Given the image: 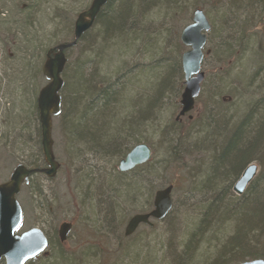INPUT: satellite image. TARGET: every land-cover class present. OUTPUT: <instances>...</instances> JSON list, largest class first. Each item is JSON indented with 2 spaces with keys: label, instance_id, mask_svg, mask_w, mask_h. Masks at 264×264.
Listing matches in <instances>:
<instances>
[{
  "label": "rangeland",
  "instance_id": "1",
  "mask_svg": "<svg viewBox=\"0 0 264 264\" xmlns=\"http://www.w3.org/2000/svg\"><path fill=\"white\" fill-rule=\"evenodd\" d=\"M26 1L35 5L34 17L36 23L40 21V36L43 38L42 44L46 46L72 38L70 29V34L66 36L68 28H64L70 23L73 28L77 14L86 9L91 0H0V12L6 16L0 14L2 21L7 23L8 20L17 19L15 6L24 7ZM231 2L232 0H192L190 4L182 3L177 9L178 13L174 15H168L163 10L150 14L142 26L151 31V39H141L130 45L124 43L120 45L121 48L117 46L116 40L104 39L97 33L98 27H92L93 34H89L88 40L85 39L81 45L66 51L67 63L62 79L64 82L69 78L72 80L74 70L79 69L77 74L86 75L90 83L96 80L115 83L119 80V103L125 97L131 98L132 104L135 100L145 102L147 96L142 87L158 90L162 85V76L158 73L162 61L173 58L181 63L180 56L188 47L180 42L179 35L182 28L191 22L193 10L199 8L211 25L203 48L201 71L204 72V78L200 93L195 98L194 109L190 112L191 118L186 115L181 121H177L180 137L186 136V142H195L199 137L197 126L208 111H216V100L224 106L235 104L232 106V110H235L244 102H256L262 95V74L257 71L261 62H258L257 54L260 57L263 54L264 58V52L261 53V50L264 51V6L257 10L254 8L255 13L247 15L250 13L249 9L244 11L247 14L235 12ZM20 13L21 10L18 15ZM167 33L171 34L170 37H167ZM158 34L162 36L159 37ZM91 40L94 46L85 49L83 44ZM100 43L107 44L102 47V52ZM6 46L7 53H12L10 45ZM105 50L109 51L106 53ZM0 51H3L1 47ZM167 52L170 54L167 55ZM44 59L45 51L40 49V60L43 62ZM4 65L5 63L2 64V69ZM180 72L166 81L169 90L163 85L161 103L157 105L155 116L147 118V122L143 121L137 133L136 140L146 142L144 138L147 137L152 149L149 162L154 166L147 176L140 174L141 169L128 171L126 176L119 177L117 174L118 161L135 141L121 151L122 154L111 158L109 155L102 157V154L84 147L85 143L73 139L67 129H59L60 119H52L53 151L60 168L52 179L38 175L32 177L30 185H22L16 196L22 210V222L16 234L37 227L46 231L54 241V228L57 231L62 222L71 220L73 227L66 243L49 246L48 256L33 259L27 264H205L213 259L216 245L230 234L231 229L228 224L215 225L206 233L195 234L197 229H194L203 218L202 210L212 196L210 194L204 199L198 191L190 193L192 186L197 185L199 180L196 176L199 155L190 158L181 154L178 158L169 157L165 161L167 156L164 155L167 154L162 143L164 140L162 137L163 141H160L159 137V130L163 131L168 124L170 126L176 123L174 118L184 88L182 69ZM42 80L40 88L46 83L44 77ZM72 87L70 84L69 88ZM10 88V84L8 87L4 84L0 89L1 102L17 99L18 104L21 97L11 92ZM30 89L31 86H27L26 90ZM11 93L17 97H12ZM27 94L22 92V95ZM60 95L67 97L66 87L61 90ZM24 97L28 98L23 96V100ZM80 97L82 105L88 103V96ZM222 97H229L230 101L225 103ZM82 105L79 106L80 113L85 111ZM137 109L131 106L128 109L122 107L116 112L111 110L112 117H121V121L130 120L132 116L128 114ZM26 120L24 116L22 122L28 123L29 120ZM113 122L109 126L114 128L116 124ZM2 125L0 124V183L8 179L18 163L28 165L29 158L28 151L19 148L22 145L19 140L28 133L17 135L18 131L12 132L10 127ZM151 127L154 135L148 131ZM252 163L257 166L255 178L261 172V166L258 161ZM245 166L241 167L240 172ZM236 178L231 179L229 187L226 184L225 190L222 187L226 199L240 196L232 190ZM170 184L173 190L169 215L160 221L151 220L154 224L152 227L141 225L133 235L124 237V227L129 218L136 213L150 211L154 192ZM127 186L130 190H127ZM131 187L139 189L135 193ZM130 191L133 192L130 194ZM191 235L193 239L186 250ZM235 258L228 257L224 264L240 260Z\"/></svg>",
  "mask_w": 264,
  "mask_h": 264
},
{
  "label": "trees",
  "instance_id": "2",
  "mask_svg": "<svg viewBox=\"0 0 264 264\" xmlns=\"http://www.w3.org/2000/svg\"><path fill=\"white\" fill-rule=\"evenodd\" d=\"M182 3L190 4L192 0H109L96 17L92 27H98L97 33L104 39L116 40L117 46L121 48L120 45L124 43L130 45L141 39H151V31H148L149 29L147 30L142 26L144 20L148 19L150 14H155L160 10H163L168 15H174L178 13L177 9ZM231 5L235 12L240 11L243 14H247L244 13V11L247 12L249 9L250 13L247 14L249 15L255 13L254 8L257 10L264 6V0H232ZM15 7V9H17V19L14 21L8 20L7 23H5L2 21L3 18H0V47L3 50L0 51V89L4 84H6L7 87L8 84H10V90L12 89L11 92L16 95L19 94L21 100L17 104L18 100L16 98H14L16 100H12L11 102L5 100L4 103H2L0 99V115L2 116L0 118V124L2 125L3 121L2 126L10 127L12 132L18 131L17 135L23 136L24 132L28 133L21 139L17 138L20 139L19 141L22 144L19 148H22L24 151L27 150L29 153L27 167L42 169L45 167V164L41 154V135L36 108V96L40 89L41 80L43 79L41 74L43 62L40 60V49H43L46 53L48 49L57 44H49L46 46L42 44L43 38L40 36L39 29L40 21L36 23L33 12L35 5L26 1L24 7ZM196 9L197 8L194 10ZM20 10L21 13L18 15ZM0 14L6 17L4 13L0 12ZM4 20H6V18H4ZM65 21L67 22V20ZM70 24L65 26L64 29L66 30L68 28L66 36L71 32L73 38V28ZM92 27L79 38L77 46L81 45V42L85 39L88 40L89 34H93L91 30ZM69 29L70 32H68ZM160 35L162 36V34H158L159 37H161ZM170 35V33H167V37H170ZM174 36L175 40H177L178 37H176L175 33ZM72 38L69 41H71ZM67 42L68 41L65 43ZM100 44L98 46H100L99 48L102 52V47L104 45L107 46V44ZM6 45H10L13 50L12 53H7L6 49L8 47ZM83 45H85V49L88 46H94L92 40L90 42L87 41V44ZM105 51L107 53L109 50ZM263 52L264 51L261 50V53ZM169 54L170 53L167 52V55ZM257 58L259 59L258 62H261V67H259L257 71L262 74V76H260L262 95L256 102L252 104H246V102H244L241 107L239 106V109H237V107L235 110H232V106L235 104L229 103V105L224 106L218 102H214L215 105H219V109L215 112H207L206 117H204L201 124L197 126L198 129L196 132L199 133L197 135L199 137L195 142H186V139H188L186 136L183 138L182 136L180 137V131L178 130L179 125H177V122L168 126V129H164V135L162 136L164 140L162 143L165 147L164 151L167 154L164 155V157L167 156L165 161L169 157L178 158L181 154L184 157L189 156L190 158L195 157L196 154L199 155L196 166V176L199 180L197 185L192 186L190 193L198 191V193L200 192L201 195L204 196V199L208 198L210 194H212V196L211 200H209L210 202L205 209L202 210L203 218H201L199 224L196 225L194 230L196 231L197 229V231L195 234L206 233L215 225V227H217L228 224L231 229L230 234L216 245L215 256L212 257L213 259L205 264H214L216 262V264H224L230 256H235L236 260L238 258L240 259L231 264L254 259L264 260L263 54H261V57L257 54ZM4 63L5 65L2 69V64ZM159 67H161L158 73L162 76V85L160 84L161 86H159L158 89L162 95L163 85L169 90L168 82L166 81L174 77L178 71L179 74L181 73V63L170 58L163 60ZM78 71L74 70L75 75L71 77L73 78L72 80L69 78L64 82L62 89L66 87L68 95L67 97L64 95L61 97L62 110L60 114L61 117L59 116L61 119L59 128L67 129L68 132L72 134L73 139L85 143V145H83L84 147L91 148L93 152L95 151L102 154V157L107 155H109L110 158L112 156L115 157L131 142H140V140H136V138L141 124L143 121L147 122V118L151 119L155 116L156 112L154 110L158 108L157 105H159V102H154L149 98V103L147 100L145 102H138L135 100L133 101L135 103L132 104L131 98L125 97L123 101L119 103V80L115 83L98 82V80L94 83H90L86 75L79 76L77 74ZM70 84H72V88H69ZM27 86H31L30 91L26 90ZM7 90L8 89H6V91ZM22 92H27L28 94L22 95ZM89 93L92 94V103L89 106H86L88 104L82 105V98L80 96H86ZM217 93H215V95ZM23 96H27L28 100L25 97V100H23ZM80 105H82L85 110L82 113L79 112ZM131 106L138 108L135 111L136 117H132L130 120L127 119L121 123L119 122V124L117 123L118 127L116 128L109 126L110 121H113V112H111V110L116 112L122 109V107L128 109ZM24 116L29 120L28 123L22 122ZM27 116L30 118H27ZM126 118L129 117L127 116ZM107 120H110L108 124L106 123ZM252 161L259 162L261 172L252 179L240 196H233L231 199L227 197L226 199L222 187L224 190L226 184L229 187L233 177H237L235 180L239 178L242 172H240L241 167L244 165L248 166ZM153 166L154 164L147 162L129 172L135 169H141V171H139L140 174H146L147 176L153 169ZM117 174L121 177L126 176L128 172L117 171ZM38 175L40 176V173L32 174L26 186L32 183L31 179L33 176ZM197 187L200 189H196ZM127 188V190H130L129 186H127ZM132 189L135 190V188L131 187V190ZM132 192L130 191V194ZM168 215L169 213L166 217ZM193 235H191L187 241L186 250L189 249Z\"/></svg>",
  "mask_w": 264,
  "mask_h": 264
},
{
  "label": "water",
  "instance_id": "3",
  "mask_svg": "<svg viewBox=\"0 0 264 264\" xmlns=\"http://www.w3.org/2000/svg\"><path fill=\"white\" fill-rule=\"evenodd\" d=\"M109 0H91L88 7L80 11L73 25L74 40L69 43L57 44L45 53L41 73L46 83L38 90L36 108L41 135V154L45 167L29 168L18 163L10 172L8 179L0 183V261L3 264H25L30 259L45 251L47 241L41 230L31 228L17 235L15 232L22 221V210L16 196L21 186L34 173H44L47 178L55 177L59 163L53 152L52 118L61 110V95L63 88L62 73L66 65L64 50L76 44V41L94 24L96 17ZM192 22L186 25L180 33V41L189 49L182 53L181 67L183 72V92L179 116L190 112L194 107L195 97L199 94V83L203 80L200 65L203 59V47L206 44V33L210 23L201 9L194 10ZM191 118V116H189ZM151 158V150L145 143L135 145L125 157L120 159L117 170L126 172L138 165L146 163ZM257 166L249 164L233 184L232 190L241 195L254 178ZM172 185L158 189L153 196L152 210L148 213H137L129 218L124 229V235L129 236L140 224L152 225L150 219L162 220L172 208ZM70 223L59 227L61 241L70 230ZM236 264H264L263 259L247 260Z\"/></svg>",
  "mask_w": 264,
  "mask_h": 264
},
{
  "label": "bare ground",
  "instance_id": "4",
  "mask_svg": "<svg viewBox=\"0 0 264 264\" xmlns=\"http://www.w3.org/2000/svg\"><path fill=\"white\" fill-rule=\"evenodd\" d=\"M74 22H75V20H74ZM73 25H74V23H73ZM74 40V38H72V40L71 41H68L67 43H69V42H72ZM79 40V39H78ZM77 40V41H78ZM77 41H76V44L74 45V46H72V47H70V48H67V49H65L64 50V53H65V57H66V63H67V56H66V51L67 50H69V49H71V48H73V47H76L77 46ZM61 43H65V42H61ZM61 43H58V44H61ZM182 59V55L180 56V60ZM201 64H202V62H201ZM200 68H201V65H200ZM181 69H182V67H181ZM154 73V76H155V71L153 72ZM203 74H204V72H203ZM203 78H204V76H203ZM202 83H203V80L199 83V89L201 90V88H202ZM63 86H64V81H63ZM127 87H128V85H127ZM129 88V87H128ZM143 88V93H146V94H144L145 96H147V101H149L148 99L150 98L151 100H153L154 102H159V103H161V98H162V95L160 94V92H159V89L157 90V88H151V89H149V87H142ZM148 89V90H147ZM151 92V93H150ZM183 92V91H182ZM199 93H200V91H199ZM182 94V93H181ZM181 94H180V99H179V105H178V107H177V114H176V116H175V118H174V121L175 122H177V121H181L182 119H183V117L184 116H186L187 115V118H189V116H190V112L194 109V107H193V109L190 111V112H188V113H186V114H184V115H182V116H179V112H180V110L182 109V105L180 104V100H181ZM161 95V96H160ZM82 96H84V95H82ZM86 96H88V98H87V101H88V103L87 104H91L92 103V94L91 93H89V94H87ZM143 98H144V96H143ZM222 99V101L223 102H228V101H230V99H229V97H227V98H224V97H222L221 98ZM229 99V100H228ZM143 101V100H142ZM150 102V101H149ZM148 102V103H149ZM218 101L216 100L215 101V103H217ZM195 105V104H194ZM214 109H216V110H218L219 109V105L218 104H216L215 106H214ZM61 110H62V99H61ZM61 110H60V113L57 115V116H54L53 118H58L59 116L61 117ZM155 111V110H154ZM128 116H132V117H136V115H135V111H133V113H129L128 114ZM60 117L58 118V119H60ZM52 118V119H53ZM113 118V117H112ZM112 120V119H111ZM138 120V119H137ZM110 121V120H109ZM109 121L107 120V124L109 123ZM113 123H115V124H119V122L121 123V122H124V121H121V117H118V121H117V118H113ZM110 122H112V121H110ZM60 124H61V119H60ZM118 124L117 125H115V128L116 127H118ZM53 125V124H52ZM142 125V124H141ZM169 125V124H168ZM168 125L165 127V129H168ZM59 127H60V125H59ZM60 129V128H59ZM148 131H150V134H152V135H154V132H153V129H152V127L150 128V129H148ZM164 133V130L162 131V130H159V137L161 138V140L160 141H163L162 140V134ZM145 139V141L146 142H137V143H135V144H133L129 149H127V147L126 148H124V149H127L126 150V152H125V154L126 153H128L135 145H137V144H140V143H145L146 145H148V138L146 137V138H144ZM132 143V142H131ZM129 145V144H128ZM148 147L150 148V146L148 145ZM121 150H123L122 148H120ZM150 150H151V155H152V149L150 148ZM124 154V155H125ZM105 155V154H104ZM151 159V158H150ZM120 161V160H119ZM119 161H118V163H119ZM150 161V160H149ZM148 161V162H149ZM147 163V162H146ZM146 163H143V164H146ZM142 164V165H143ZM139 166H141V165H138V166H136V167H139ZM117 167H118V164H117ZM116 167V168H117ZM135 167V168H136ZM59 170V169H58ZM138 189H139V187L136 189L135 188V192H137L138 191ZM172 190H173V186H172ZM172 190H171V192H172ZM63 223H68V221H64V222H62L59 226H61ZM126 224H127V222H126ZM126 226V225H125ZM124 229H125V227H124ZM123 235H124V231H123ZM132 235V234H131ZM124 237H127V236H125L124 235Z\"/></svg>",
  "mask_w": 264,
  "mask_h": 264
},
{
  "label": "flooded vegetation",
  "instance_id": "5",
  "mask_svg": "<svg viewBox=\"0 0 264 264\" xmlns=\"http://www.w3.org/2000/svg\"><path fill=\"white\" fill-rule=\"evenodd\" d=\"M125 155H126V154H125ZM125 155L123 156V158L125 157ZM59 168H60V167H59ZM117 171H118V170H117ZM31 175H32V174H31ZM31 175L29 176L27 182H29V179H30ZM40 176H45V174L42 173V172H40ZM27 182H26V183H27ZM148 212H149V211H148ZM143 213H147V212H143ZM150 222H151V221H150ZM68 223H70V225H71V226H70V230H69V232L66 234L65 239H64L63 241H61V239H60V237H59V233H58V232H59V228L57 229V231H56V229L54 228L55 235H52L54 241H52L51 237L48 235V233H47L46 231H44L43 229L38 228L39 230L42 231V233L44 234V236H45V238H46V241H47L46 249H45L44 252H42V253L38 254L36 257L30 259V260L27 261L25 264L29 263V262H30L31 260H33V259L40 258L41 256H48V251H47V249H48L49 246L53 247L55 244H57V245H62V244H64V243H66V241H67V239H68V236H69L70 232L72 231V227H73V222H72L71 220L68 221ZM141 225H146V224H140V225H138V227L141 226ZM153 225H154V224L152 223V225H147V226L152 227ZM59 227H60V226H59ZM138 227H137V228H138ZM33 228H37V227H33ZM137 228H136V229H137ZM30 229H31V228H30ZM132 235H133V233H132ZM130 236H131V235H129V236H127V237H130ZM239 263H240V262H239Z\"/></svg>",
  "mask_w": 264,
  "mask_h": 264
}]
</instances>
